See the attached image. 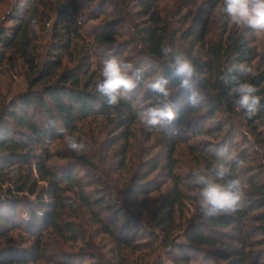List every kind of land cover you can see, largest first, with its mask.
Returning <instances> with one entry per match:
<instances>
[{"label": "trees", "instance_id": "trees-1", "mask_svg": "<svg viewBox=\"0 0 264 264\" xmlns=\"http://www.w3.org/2000/svg\"><path fill=\"white\" fill-rule=\"evenodd\" d=\"M85 1L25 0L10 15L11 26H0V72L4 67L21 70L29 87L20 99L9 101L0 88V239H12L19 231L34 241L28 250L1 251L0 264H76L74 255L58 263L50 261L42 240L52 234L63 244L85 241V231L76 223L84 215L113 239L123 259L125 251L139 252L144 244H152L164 247L168 255L154 264H191L199 257L205 262L264 264V165L244 150L234 155L237 125L247 130L243 140L250 135L255 148L264 147V55L227 23L216 40L209 39L210 22L222 0H193L186 14L180 8L172 16L164 13L161 0H132L138 7L124 1L128 15L105 10L113 6V0H103L105 7L99 14L83 15ZM118 15L117 24L109 22ZM102 18L107 22L89 25ZM119 23L133 26L130 42L118 29ZM165 42L185 50L205 73L203 99L193 107L185 103L184 91H178L173 97L176 119L145 132L135 109L149 105L154 95L145 92L144 81L157 75L171 79L160 52ZM134 43L159 71L148 68L144 60L136 63L129 58L131 52L125 45ZM112 56L132 63L139 79L129 100L109 108L96 95L95 86L101 80L103 61ZM241 62L252 66L250 82L262 97L252 119L233 106L232 85L217 79L232 64ZM49 119L77 138L87 127L105 124L110 134L104 139L108 146L102 142L101 151H106L105 162L110 163L109 171L118 174L117 180L106 181L104 170L98 174L101 167L95 152L63 155L55 151L56 143L64 139L48 126ZM140 131L145 133L147 146L138 157L134 148ZM153 137H159L161 143L150 144ZM200 137L215 141L203 147L188 145L197 167L201 163L208 168L220 162L229 165L246 182L244 207L235 214L204 217L196 205L193 219L184 223L188 204H196V200L195 188L186 183L191 173L181 174L178 149L179 144ZM92 139L98 142L96 137ZM55 160L67 163L59 167ZM247 163L250 173L241 168ZM79 169L86 174L81 175ZM165 188L163 201H156L153 197L162 196ZM118 193L134 198L132 207L143 199L144 212L137 216L123 208ZM181 236L187 244L178 241ZM84 256L79 264L92 257Z\"/></svg>", "mask_w": 264, "mask_h": 264}, {"label": "clouds", "instance_id": "clouds-1", "mask_svg": "<svg viewBox=\"0 0 264 264\" xmlns=\"http://www.w3.org/2000/svg\"><path fill=\"white\" fill-rule=\"evenodd\" d=\"M218 10L223 21L239 29L246 39L255 42L264 36V0H222ZM31 23L35 26L37 21L34 19ZM160 52L171 79L160 75L144 81V90L154 95L149 105L135 109L136 120L149 132L176 119L173 97L178 91H184L185 103L193 107L203 99L201 85L205 73L196 66L193 58L185 50L166 42L161 45ZM100 74L101 80L95 86L96 95L109 108L129 100L138 87L139 73L133 64L116 56L103 61ZM253 74L252 66L241 62L232 64L217 77L223 84L232 85L229 95L233 106L237 111H243L248 119L257 115L262 99L257 94L259 89L250 82ZM172 80L177 83L173 85ZM47 124L63 137L69 151L77 155L87 152L86 143L67 128L57 127L53 119ZM186 183L195 188L198 212L204 217L231 215L244 207L246 182L235 176L231 167L223 162L211 168H194Z\"/></svg>", "mask_w": 264, "mask_h": 264}, {"label": "rangeland", "instance_id": "rangeland-1", "mask_svg": "<svg viewBox=\"0 0 264 264\" xmlns=\"http://www.w3.org/2000/svg\"><path fill=\"white\" fill-rule=\"evenodd\" d=\"M25 0H0V26H5L9 27L11 26V23L9 22V17L10 15L14 12L15 9H17V6L20 4H24ZM127 1L128 3L131 4L133 7H138L136 3L132 0H113V6H104L103 0H94L93 2L90 0L85 1V5L83 6L82 9V14L85 15H90L91 14H99L105 7V10L109 8V10H117L120 11L123 15H128L129 10L126 9L125 6H123V2ZM193 0H161L160 1V7L163 9L164 13L167 12V15L172 16V13L177 12L180 8H184V14H186L189 11V8L193 7L192 5ZM88 2V3H87ZM135 3V5H134ZM202 2L199 3L198 6H200ZM195 12L197 11V7L194 8ZM183 15V14H182ZM82 17H80L81 19ZM120 16L118 17H112L111 18V23H118L120 19ZM107 22V19L102 18L101 20L97 22H89V25L92 26L94 24H102ZM136 22V18L135 21ZM225 25V22L221 18V14L219 13V10L216 12V15L213 17V19L210 22L209 26V39L214 41L216 40L221 32L223 31V27ZM176 27H179V25L176 23ZM118 29L122 32L123 35H125V40L126 42H130V38H133V26L130 25L129 23L123 24L119 23ZM174 27V28H176ZM229 29L231 30H237V28L230 26ZM239 30V29H238ZM240 31V30H239ZM241 32V31H240ZM252 42V41H251ZM135 45L130 44L125 45L127 46V49L131 52V57L130 59L133 58L136 59V63L138 61L144 60V62L147 63L148 68H153V70H158V65L154 63L151 59H146L142 52L139 50V45L134 43ZM253 46L258 51L259 55H264V36H261L258 38L255 42H252ZM137 48V50L135 48ZM128 54V53H127ZM126 56V55H125ZM128 58V57H126ZM135 67V66H134ZM135 70V68H134ZM152 70V71H153ZM159 71V70H158ZM158 76V75H157ZM156 76V77H157ZM0 88L2 94L6 97L7 101L9 100H14L18 99L21 97L23 94H25L29 87L27 81L24 79V77L21 75V70L19 71H14L10 69L9 67H4L2 71L0 72ZM147 92V91H145ZM20 99V98H19ZM192 118V117H191ZM192 121V119H191ZM237 128V139H236V144L237 147L234 148V155L238 154L239 151L244 150L248 152L247 154L251 155L253 159H256L258 164H263L264 165V158L262 157L264 154V147H257L255 148L254 141H252V137L248 135L246 140H243V136L247 134V130L240 125ZM106 125L102 123H98L95 126H93L91 129L87 127L84 130V133L82 136L78 137V139H82L86 145L88 150L91 152H95V155L97 154V160L98 164L101 167V171L98 172L99 175H102V170L105 171L106 175V181L108 180L109 183L112 181L115 182L118 178V174L114 173L113 171H109L110 163L105 162L107 159L106 157V151H101V144L104 142L106 144V147L108 144L104 140L105 138L109 137L107 135L110 134L109 129H106ZM95 131V136L88 137L86 134H91L92 132ZM109 132V134H108ZM147 132V130H145ZM85 134V135H84ZM145 133L140 131L138 132V144L135 146L134 151L136 152V155L140 157V151L143 147L147 146L145 144ZM96 137L97 143L93 140L92 138ZM215 141L214 138L210 137H200L196 139H190L189 141L179 144V154H178V159L179 162L181 163V174L183 175H188L192 172L194 168L197 167L196 159H194V156L189 152L188 150V145L190 144H198L199 147H203L205 145H208L210 143H213ZM161 143V139L157 137H153V139L150 141V144H158ZM150 146V145H148ZM55 151L61 152V154L66 155L70 153L67 149L65 141H60L57 142L55 147ZM255 149V150H254ZM69 156V155H68ZM113 160L111 159L110 162ZM56 166L63 167L66 163L64 161H54ZM139 162V161H137ZM198 162V161H197ZM138 164V163H137ZM201 166H204L203 163L200 164ZM248 163L246 166H242V170H246L247 172L250 173L249 170H247ZM82 173L81 175H85L86 171L84 172L83 170L85 169H79ZM258 172V171H257ZM109 174V175H108ZM118 184L121 185L122 182L118 181ZM170 186V185H168ZM167 188V187H166ZM166 188L164 189V192L162 196L156 195L153 198H156V201L162 200L165 197V193H167ZM125 189V188H124ZM124 195V193L122 192ZM193 193H191L192 195ZM118 195H121L118 193ZM119 199V204L123 208H130L131 211L135 212V214H139L140 212H144L145 204L142 202L143 199L138 201L136 203V207H132L130 204L134 203V198H129V196H117ZM114 206V205H113ZM196 204H188V210H187V215L185 214L186 220L184 223L189 222L193 219V214L196 212ZM146 211V210H145ZM20 213H23V209L19 210ZM138 216V215H137ZM77 226L83 227L85 231V241H81L80 243L73 244V243H68V244H63L61 243L57 237L53 236L52 234H48L45 236L44 241L42 240V246L45 248V251L47 252L46 256L50 261H56L57 263L60 262L61 260H64L66 256H72L74 255V258L78 259L76 264H79V261L82 258H85L84 255H91L92 257H87L85 259L84 264H154V263H159V259L162 260L167 259V250L164 247H160L159 245H145L144 243V248L140 250L139 252H133L131 250L125 251L123 253L125 259L121 256L122 252L121 250L117 247L116 243L113 241V239L109 235H105L101 229V227L91 221V219L87 216L84 215V217L81 220H78ZM148 230V229H147ZM12 239L7 238V239H0V252L1 251H7L11 249H18V250H28L29 248H32L34 241L33 239L27 237L23 233H20L19 231H16L13 233ZM178 241L182 243H186V240L184 236L178 237ZM234 246L239 247V242H234ZM146 246V247H145ZM256 250H261V249H254ZM167 258H166V257ZM39 264H49L46 262H40ZM61 264V263H59ZM191 264H226L223 261L219 260H213L210 259V261H203L201 257H199L197 260L193 261Z\"/></svg>", "mask_w": 264, "mask_h": 264}]
</instances>
